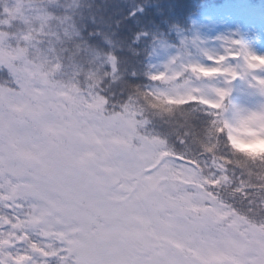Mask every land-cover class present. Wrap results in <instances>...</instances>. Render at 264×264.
Here are the masks:
<instances>
[{
  "label": "snow or ice",
  "instance_id": "6c2138e0",
  "mask_svg": "<svg viewBox=\"0 0 264 264\" xmlns=\"http://www.w3.org/2000/svg\"><path fill=\"white\" fill-rule=\"evenodd\" d=\"M101 7L0 0V264H264V157L221 134L264 108L226 118L231 90L205 83L264 95V57L151 73L139 19L121 36L145 5Z\"/></svg>",
  "mask_w": 264,
  "mask_h": 264
},
{
  "label": "rangeland",
  "instance_id": "374dc122",
  "mask_svg": "<svg viewBox=\"0 0 264 264\" xmlns=\"http://www.w3.org/2000/svg\"><path fill=\"white\" fill-rule=\"evenodd\" d=\"M191 1H151L159 10L163 9V12L166 9L164 5L168 6L166 12L160 14L163 16L164 27H166L163 30L154 27L150 21L142 24L149 19L147 10L150 7V1L92 0L102 6L99 15L113 22L128 16L133 5H145L142 15L138 13L137 17L126 22V26L121 30V36L130 40L128 37L132 36L133 28L137 27L138 18L140 26L148 32V35L137 45L142 53L139 59L144 69L151 73L164 72L167 76L166 71L169 67L179 68L193 64L213 67L215 64L209 56L218 58L236 51H245L264 57V12L256 13L254 10L255 8L264 10V5L256 6L255 3L244 2V0H199L193 7ZM188 25H190L189 28H187ZM170 39L175 43L173 44ZM123 55L134 63V58L128 57L126 52ZM226 64L239 67L243 73L242 60L232 59L229 55ZM257 75L264 76V71L258 72ZM145 83H147L146 80ZM205 83L211 87L231 90L226 101V104L230 106L226 118L233 117V109L256 111L264 108V95L258 88L250 86L247 77L236 79L230 84L224 77H217ZM191 128L195 129V125L193 124Z\"/></svg>",
  "mask_w": 264,
  "mask_h": 264
},
{
  "label": "clouds",
  "instance_id": "9594fccd",
  "mask_svg": "<svg viewBox=\"0 0 264 264\" xmlns=\"http://www.w3.org/2000/svg\"><path fill=\"white\" fill-rule=\"evenodd\" d=\"M248 62L254 66L264 64L257 57H249ZM221 134L227 137L230 147L238 148L241 153H247L249 156L264 157V121H258L242 126L232 128H222Z\"/></svg>",
  "mask_w": 264,
  "mask_h": 264
},
{
  "label": "trees",
  "instance_id": "16d2710c",
  "mask_svg": "<svg viewBox=\"0 0 264 264\" xmlns=\"http://www.w3.org/2000/svg\"><path fill=\"white\" fill-rule=\"evenodd\" d=\"M147 1H150V7H148V18L149 19H146L145 21H143V23L142 24H145V23H147L148 21H150L153 25H154V27H159V28H157V29H165L166 27H164L165 26V23L163 22V16L162 15H160V14H163V13H165L166 12V10H167V7L168 6H165L164 5V7L166 8L165 10H164V12H163V9L162 10H159V8H157L156 6H155V4L154 3H152L151 1H153V0H147ZM199 0H195V1H191V5L193 6V7H195L197 4H196V2H198ZM246 1H250V0H244V2H246ZM255 4H256V6H259V5H262V4H264V0H252ZM251 3V2H250ZM190 4V3H189ZM189 4H188V6H189ZM174 9H176V8H174ZM171 12V11H170ZM171 13H173V12H171ZM107 20H109V21H111V22H113V20H111V19H108V18H106ZM138 27V26H137ZM137 27H135V28H133V33L135 32V31H137V30H139V29H137ZM190 27V25H188V27L187 28H189ZM129 39H131V37H128ZM189 119V118H188ZM188 121V124H189V126L190 127H192V123H191V120L189 119V120H187ZM194 130V129H193ZM239 155H241V156H243V154L241 153V154H239Z\"/></svg>",
  "mask_w": 264,
  "mask_h": 264
}]
</instances>
